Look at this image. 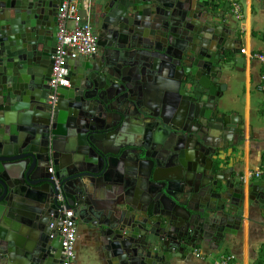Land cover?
<instances>
[{"label": "water", "instance_id": "95a60500", "mask_svg": "<svg viewBox=\"0 0 264 264\" xmlns=\"http://www.w3.org/2000/svg\"><path fill=\"white\" fill-rule=\"evenodd\" d=\"M62 1L0 0V264H62L60 193L107 264H177L241 238L264 183L226 166L246 141L223 72L245 61L231 4L85 0L97 52L67 60L48 131L38 70ZM160 128L162 164L133 144Z\"/></svg>", "mask_w": 264, "mask_h": 264}, {"label": "crops", "instance_id": "0c3cea01", "mask_svg": "<svg viewBox=\"0 0 264 264\" xmlns=\"http://www.w3.org/2000/svg\"><path fill=\"white\" fill-rule=\"evenodd\" d=\"M234 2L241 10V17L236 20V32L242 40L244 74L237 72H242L241 68L235 70L226 67L223 72L229 97L234 103L233 108L244 121L246 141L243 152L229 156L226 166L241 171L247 178L250 173L264 169V92L261 90L264 67L249 58L250 54L264 56V5L258 0ZM250 128L252 136L249 138ZM254 181L264 183V178ZM243 223L241 238H235L227 247L221 250H216L215 247H197L185 260L177 264H215L227 256L232 257L233 263L237 264H264V207L252 215L245 214ZM76 230L74 264H107L102 245L93 229L80 226Z\"/></svg>", "mask_w": 264, "mask_h": 264}, {"label": "built area", "instance_id": "2783aa9c", "mask_svg": "<svg viewBox=\"0 0 264 264\" xmlns=\"http://www.w3.org/2000/svg\"><path fill=\"white\" fill-rule=\"evenodd\" d=\"M231 4L230 8L236 20L241 17V10L234 0H223ZM86 11L85 0H63L57 16V41L56 50L53 55V64L48 82L51 94L49 96V104L54 110L57 98V91L61 88H69L70 82L67 78L68 70L66 68L67 60H76L79 58L90 57L96 52L97 38L93 34L91 27L83 15ZM244 53V51H241ZM251 60H256L264 67V56L258 54H250ZM263 86L261 90L264 92V75L261 77ZM49 154H51L49 146ZM52 173V169H49ZM246 178V176H244ZM248 178L260 179L264 178V169L256 170L248 175ZM58 234L61 242L62 264H74L75 262V243H76V226L71 210H64L60 218V227ZM199 254V253H198ZM232 257L220 259L215 264H237L233 263Z\"/></svg>", "mask_w": 264, "mask_h": 264}, {"label": "flooded vegetation", "instance_id": "af4514ba", "mask_svg": "<svg viewBox=\"0 0 264 264\" xmlns=\"http://www.w3.org/2000/svg\"><path fill=\"white\" fill-rule=\"evenodd\" d=\"M213 2L220 3V5L223 6V3L221 0H213ZM82 13L84 16H86V19L88 20V18H89L88 9H86V11H83ZM57 16H58V14H57ZM51 30H52L53 38L56 37L57 36V30H58L56 20H55V22L52 23ZM91 30H92L93 34L95 35V31L92 29V27H91ZM33 49H34L33 47L30 48L29 55H31V56L33 55ZM55 50H56V45H55ZM55 50L53 51V53L50 55L49 58H47L46 60H43L41 62L39 70H38L39 71L38 81L40 82V85L37 89L38 90L37 94L39 96V100L41 101L40 115L42 116L43 122L45 124V128L48 131H52L54 129V127L56 126V122H57V116L55 115V107H54V110H52L51 105L49 104V101H48L49 96L51 94V91L49 90V87H48V82H49V78H50V72H51V68H52V64H53V55L55 53ZM96 52H97V45H96ZM187 129L195 130L196 128L193 125H189V126H187ZM158 133L159 134L157 136H155L154 130H148V129L140 130L139 132H137V136L133 140V144L135 145L137 150L140 148H143L144 154L149 159L151 157H154L155 159H157L162 164V161H165L166 158L169 156V153L164 149V146H163L164 142H165V137L167 136L166 135L167 131L164 128H160L158 130ZM145 167L147 169H149L150 165H146ZM48 173H49V170L47 172H40V175L46 176V175H48ZM52 173H49V174H52ZM55 185H56V188L60 191V188L58 186L59 185L58 181H55ZM57 201L61 204V208L64 211L66 203H65L64 196L61 193L58 195ZM87 221L91 222L90 225H93L92 221H90L89 219H87ZM75 226H76V228L80 227V226H85V227L91 228L88 224L85 225V224H82L79 222L78 223L75 222ZM56 227L58 230L60 225L57 224ZM76 234H77V230H76Z\"/></svg>", "mask_w": 264, "mask_h": 264}, {"label": "trees", "instance_id": "16d2710c", "mask_svg": "<svg viewBox=\"0 0 264 264\" xmlns=\"http://www.w3.org/2000/svg\"><path fill=\"white\" fill-rule=\"evenodd\" d=\"M263 112H264V110H263ZM263 163H264V157H263Z\"/></svg>", "mask_w": 264, "mask_h": 264}, {"label": "clouds", "instance_id": "9594fccd", "mask_svg": "<svg viewBox=\"0 0 264 264\" xmlns=\"http://www.w3.org/2000/svg\"><path fill=\"white\" fill-rule=\"evenodd\" d=\"M231 9V8H230ZM234 16V15H233Z\"/></svg>", "mask_w": 264, "mask_h": 264}]
</instances>
